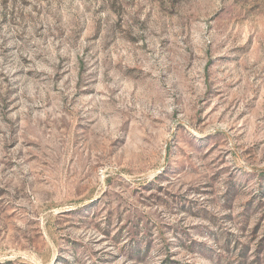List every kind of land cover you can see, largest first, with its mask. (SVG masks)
I'll use <instances>...</instances> for the list:
<instances>
[{
  "label": "rangeland",
  "instance_id": "374dc122",
  "mask_svg": "<svg viewBox=\"0 0 264 264\" xmlns=\"http://www.w3.org/2000/svg\"><path fill=\"white\" fill-rule=\"evenodd\" d=\"M0 264H264V0H0Z\"/></svg>",
  "mask_w": 264,
  "mask_h": 264
}]
</instances>
